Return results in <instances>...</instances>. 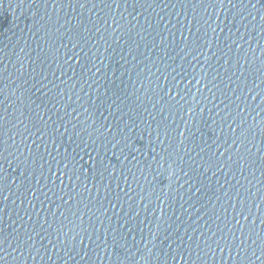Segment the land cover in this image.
<instances>
[{"label": "water", "instance_id": "water-1", "mask_svg": "<svg viewBox=\"0 0 264 264\" xmlns=\"http://www.w3.org/2000/svg\"><path fill=\"white\" fill-rule=\"evenodd\" d=\"M0 264H264V0H0Z\"/></svg>", "mask_w": 264, "mask_h": 264}]
</instances>
